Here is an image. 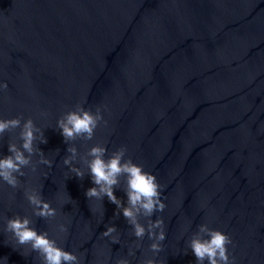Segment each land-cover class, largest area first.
Listing matches in <instances>:
<instances>
[{
  "label": "water",
  "instance_id": "obj_1",
  "mask_svg": "<svg viewBox=\"0 0 264 264\" xmlns=\"http://www.w3.org/2000/svg\"><path fill=\"white\" fill-rule=\"evenodd\" d=\"M4 81L0 118L32 117L47 138L35 143L54 163L25 168L20 188L0 180V264H40L3 231L5 216L32 215L28 186H42L58 212L51 223L33 216L34 226L81 264H196L187 242L202 223L232 236L235 264H264V0H0ZM80 103L100 106L107 125L69 143L81 154L103 143L106 158L126 145L166 186L167 207L152 217L165 222L158 254L147 235L135 248L132 226L122 211L113 219L107 196L101 217L100 201L85 195L95 186L86 167L80 179L63 164L68 144L57 121ZM19 131L0 137V158L21 143ZM114 191L126 205L123 181ZM57 223L68 225L66 239ZM112 224L119 243L101 235Z\"/></svg>",
  "mask_w": 264,
  "mask_h": 264
},
{
  "label": "clouds",
  "instance_id": "obj_2",
  "mask_svg": "<svg viewBox=\"0 0 264 264\" xmlns=\"http://www.w3.org/2000/svg\"><path fill=\"white\" fill-rule=\"evenodd\" d=\"M8 83H0V90H7ZM47 116V113H42ZM107 125L103 111L97 106L95 111L85 108L83 103L77 104L74 108L64 112L57 121V128L61 130L64 141L68 144L67 152L63 158V164L70 166V171L76 177L83 179L90 174L94 187L86 190V197L90 200L95 198L100 201L101 217L105 209L103 205L104 197L107 196L110 202L117 206L113 219L119 217L122 211L127 223L132 226V234L138 238L135 248H140L145 235L152 243L149 251L158 254L163 250L162 242L166 239L165 222L163 217L152 219L154 213L163 212L167 207L162 196V188L157 177L144 170V166L136 163L131 156H127V146L122 145L106 158L107 147L103 143H96L88 148L83 154L80 153L75 143L78 138L83 141H91L95 137L98 127ZM20 129L19 140L9 143L10 155L0 158V180L7 183L12 188L22 187V182L18 177H24L27 173L25 168H31L36 172L38 165L52 167L54 161L48 158L42 149L36 145L37 139L40 143H47L44 129L40 128L32 117L23 120L22 116L10 119L0 118V137L6 131ZM39 133V136H37ZM39 155V159L34 161L33 157ZM59 154V150H57ZM127 157V158H126ZM74 161H79L84 167H78ZM47 175V174H45ZM123 181V190L127 196V203L118 198L114 189L119 187ZM24 196L32 208V215L16 214L9 218L4 217L6 226L3 231L11 234V239L15 241L17 247L24 246L23 255L28 256L35 252L40 260V264H81V257L74 251L61 247L55 238L50 236L48 231H38L34 226L33 216L43 218L50 223L56 220L58 212L52 206L50 200L43 199L42 186L24 188ZM142 218L147 220V224L142 222ZM57 234H63L65 239L68 234V225L57 223L54 226ZM159 229V232H157ZM117 232V227L112 224L107 226L102 232L103 237H111L113 243H119L120 236L112 235ZM188 247L194 254L196 264H235V256L231 255L228 246L233 244L232 236L217 228H212L208 223L198 226L192 237L189 239ZM134 249H129V255H134ZM7 264V257L3 258ZM117 264H130L126 258L119 259ZM142 264H166L164 260L148 258Z\"/></svg>",
  "mask_w": 264,
  "mask_h": 264
}]
</instances>
